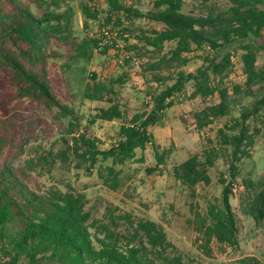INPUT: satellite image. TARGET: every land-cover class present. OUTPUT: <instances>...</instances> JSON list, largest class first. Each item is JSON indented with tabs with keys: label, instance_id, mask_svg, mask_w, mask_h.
I'll return each mask as SVG.
<instances>
[{
	"label": "trees",
	"instance_id": "trees-1",
	"mask_svg": "<svg viewBox=\"0 0 264 264\" xmlns=\"http://www.w3.org/2000/svg\"><path fill=\"white\" fill-rule=\"evenodd\" d=\"M107 1L115 12L147 18L163 26L162 31L144 38L141 51L148 58L144 72L155 83L167 86L152 95L150 110L138 112L130 119L125 118L118 105L101 111L98 119L123 123L118 142L108 150H100L95 139H83L87 149L81 156L87 157L91 166L100 157L123 166L148 145L162 164L161 147L150 129L165 126V112L174 106L172 98L191 81L192 99L219 97V103L207 105L195 115L200 130L230 116V93L225 81L232 73L231 52L238 44L243 43L246 51L243 63L247 85L264 82V63L259 66L264 46L257 47L264 38V0H227V10L206 15L186 13V0H154L153 9L146 14L121 0ZM43 4L45 0H0V264H186L180 254L171 253L172 244L162 226L150 221L135 223L128 217L125 219L130 225L125 230L114 219L98 224L86 209L83 197L35 188L28 173L15 167L14 161L22 152L18 144L19 108L42 106L72 117L74 111L64 86L54 78L52 61L91 59L101 43L89 38L78 42L73 38L71 16L58 13V3H54L57 10L41 12ZM83 12L90 19L99 15L87 6ZM170 43H175V47L166 52V44ZM206 46L213 53L206 59L207 65L195 73L180 71L190 62L189 54ZM93 80L84 97L103 101L108 88ZM263 105L264 97L253 110L245 109L240 118L218 131V145L202 155H193L174 169L175 178L186 186H209V169L222 151L230 153V181L220 178L224 186L222 204L211 206L208 217L212 221L200 230L206 248L213 240L232 247L239 244L231 197L239 164L252 157L255 135L250 132L249 120ZM109 171L114 174L115 169ZM112 185L118 188L120 184L115 178ZM256 186L249 213L259 222L264 220V175Z\"/></svg>",
	"mask_w": 264,
	"mask_h": 264
},
{
	"label": "rangeland",
	"instance_id": "rangeland-1",
	"mask_svg": "<svg viewBox=\"0 0 264 264\" xmlns=\"http://www.w3.org/2000/svg\"><path fill=\"white\" fill-rule=\"evenodd\" d=\"M121 1L144 14L154 4V0ZM54 3H58L59 10ZM43 5L41 12L51 9L71 16L73 38L78 42L89 38L103 43L91 59L52 61L54 78L64 86L74 115L64 117L58 109L42 106L19 108L18 144L22 152L14 161L15 167L28 173L35 188L83 197L86 209L98 224L114 219L125 230L130 225L125 219L128 217L135 223L150 221L162 226L172 244L171 253L180 254L186 264H244L246 261L254 264L253 260L264 264V220L257 222L249 213L250 200L258 189L256 184L264 175V105L249 120L250 132L255 135L250 149L252 157L239 164L240 172L231 197L238 226L237 246L213 240L206 248L200 231L212 221L208 217L211 206L222 204L224 186L220 178L230 181V153L222 151L209 169L212 177L209 186L200 184L192 188L174 176L177 166L218 145V131L240 118L245 109L253 110L264 97V82L247 85L243 43L231 52L232 73L225 81L230 93V116L200 130L195 115L205 106L219 103V97L192 99L194 83L191 81L183 92L172 98L174 106L165 112V126L150 129L161 147L162 164L148 145L123 166L113 165L111 160L101 157L91 166L89 159L81 156L87 149L83 139H95L100 150H108L118 142L123 123L98 119L101 111L118 105L125 118L130 119L138 112L150 110L152 95L166 88L167 85L155 83L144 72L143 65L148 58L141 51L144 38L152 36L154 31H162L163 26L147 18L115 12L107 0H45ZM84 6L97 11L98 17L86 18ZM229 6L227 0H186L184 11L206 15L227 10ZM105 27L108 28L106 35L101 33ZM257 45L264 46V38ZM174 47L175 43L166 44V52ZM211 56L213 53L207 46L196 49L188 55L190 62L180 71L195 73L207 65L206 59ZM263 63L264 49H261L259 66ZM93 78L108 88L103 101L84 97ZM109 168L115 169L114 174ZM115 178L120 184L118 188L112 185Z\"/></svg>",
	"mask_w": 264,
	"mask_h": 264
},
{
	"label": "built area",
	"instance_id": "built-area-1",
	"mask_svg": "<svg viewBox=\"0 0 264 264\" xmlns=\"http://www.w3.org/2000/svg\"><path fill=\"white\" fill-rule=\"evenodd\" d=\"M101 33L104 34V35L108 34V28H106V27L102 28ZM102 43H100V44H102Z\"/></svg>",
	"mask_w": 264,
	"mask_h": 264
}]
</instances>
